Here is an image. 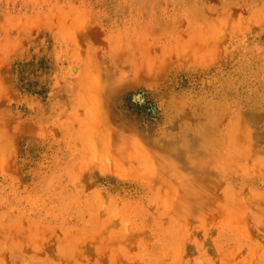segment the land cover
Listing matches in <instances>:
<instances>
[{
	"label": "rangeland",
	"instance_id": "374dc122",
	"mask_svg": "<svg viewBox=\"0 0 264 264\" xmlns=\"http://www.w3.org/2000/svg\"><path fill=\"white\" fill-rule=\"evenodd\" d=\"M0 264H264V0H0Z\"/></svg>",
	"mask_w": 264,
	"mask_h": 264
},
{
	"label": "bare ground",
	"instance_id": "6f19581e",
	"mask_svg": "<svg viewBox=\"0 0 264 264\" xmlns=\"http://www.w3.org/2000/svg\"><path fill=\"white\" fill-rule=\"evenodd\" d=\"M97 35V34H96ZM98 39V38H97ZM62 260V259H61Z\"/></svg>",
	"mask_w": 264,
	"mask_h": 264
}]
</instances>
